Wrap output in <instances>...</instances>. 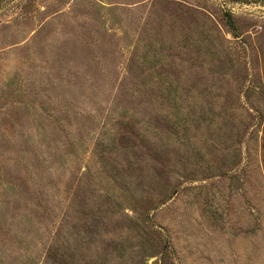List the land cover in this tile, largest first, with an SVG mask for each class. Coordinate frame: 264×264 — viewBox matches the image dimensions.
<instances>
[{
    "label": "rangeland",
    "instance_id": "1",
    "mask_svg": "<svg viewBox=\"0 0 264 264\" xmlns=\"http://www.w3.org/2000/svg\"><path fill=\"white\" fill-rule=\"evenodd\" d=\"M0 264H264V0H0Z\"/></svg>",
    "mask_w": 264,
    "mask_h": 264
}]
</instances>
